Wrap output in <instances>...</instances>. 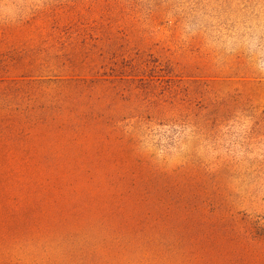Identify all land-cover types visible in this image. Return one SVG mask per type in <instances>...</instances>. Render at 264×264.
<instances>
[{"label":"rangeland","instance_id":"374dc122","mask_svg":"<svg viewBox=\"0 0 264 264\" xmlns=\"http://www.w3.org/2000/svg\"><path fill=\"white\" fill-rule=\"evenodd\" d=\"M46 9L137 140L46 154L2 125L0 264H264V0H0V47Z\"/></svg>","mask_w":264,"mask_h":264},{"label":"trees","instance_id":"16d2710c","mask_svg":"<svg viewBox=\"0 0 264 264\" xmlns=\"http://www.w3.org/2000/svg\"><path fill=\"white\" fill-rule=\"evenodd\" d=\"M48 10L26 20L38 27L36 35L25 29L15 39L20 46L0 47V127L8 128L10 139L20 132L27 147L40 140L48 145L46 154L81 151L87 144L96 153L118 152L122 142L137 139L119 130L121 112L107 114L92 99L91 92L102 91L107 64L87 59V32L49 27L56 17ZM62 19L68 23L70 16ZM73 70L79 74L61 75Z\"/></svg>","mask_w":264,"mask_h":264}]
</instances>
